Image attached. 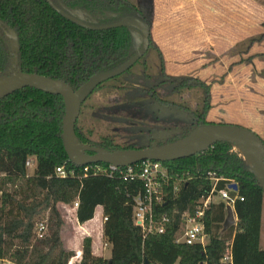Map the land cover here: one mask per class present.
Here are the masks:
<instances>
[{
    "label": "trees",
    "instance_id": "trees-1",
    "mask_svg": "<svg viewBox=\"0 0 264 264\" xmlns=\"http://www.w3.org/2000/svg\"><path fill=\"white\" fill-rule=\"evenodd\" d=\"M52 1L58 7L86 12L95 19V26L110 25L118 15L124 17L138 11L120 0ZM143 2L150 4L151 0ZM10 34L17 42V50L12 53ZM134 54L128 28L90 31L62 18L45 0H0V72L9 65L6 77L18 72L42 75L76 91L95 74L116 69ZM189 80L170 84L180 92L195 88L202 91L201 102L194 111V125L162 140H150L145 146L119 147L108 135H101L98 143L91 142L87 137L91 132L83 130L78 118L75 134L79 142L91 148L124 150L163 146L184 138L197 125L206 124L210 110L209 87L201 83L189 85ZM112 81L115 79L105 83ZM64 115L60 96L30 87L0 100V261L68 264L75 253L64 248V221L59 205L72 207L77 202L75 218L79 225L92 220L97 207L102 208L107 219L102 237L111 246V254L109 259L94 257L91 239L84 238L80 260L75 264H264V191L232 145L217 143L204 153L161 163L169 180L164 187V201L154 206V214L166 215L169 223L163 234L144 237L133 221V199L142 191V183L125 182L118 175L109 178L85 174L84 167L70 163L61 140ZM29 158L35 162L31 176L25 168ZM58 167H64L66 172L74 170V177H58ZM208 171L237 185L243 201L234 205L236 223L224 231V206L214 204L203 219L207 243H176L182 215L193 213L200 197L210 191L205 177ZM183 179L188 181L178 184L174 193L177 181ZM224 188L220 182L218 189ZM40 221L46 222L47 232L37 240L34 229ZM226 254L230 262H223Z\"/></svg>",
    "mask_w": 264,
    "mask_h": 264
},
{
    "label": "rangeland",
    "instance_id": "rangeland-1",
    "mask_svg": "<svg viewBox=\"0 0 264 264\" xmlns=\"http://www.w3.org/2000/svg\"><path fill=\"white\" fill-rule=\"evenodd\" d=\"M127 1L144 12L150 25L151 47L128 73L105 83L87 99L78 118L83 130L91 132L88 139L98 143L101 135H108L119 147H141L191 126L192 112L198 108L203 93L196 88L173 92L171 84L155 79L162 65L168 76H187L209 87L206 123L218 124L227 114L230 125L246 128L248 123L264 142V0H151L150 4ZM71 13L82 20L95 21L84 11ZM203 29L205 37L200 34ZM212 33L216 34L214 42L209 36ZM131 37L135 53L141 37L133 30ZM8 43L12 53L11 36ZM9 67L0 72V82L9 74ZM149 90H154L157 98L184 108L158 105L146 93ZM233 151L243 159L234 148ZM32 173L33 169L27 170L28 176ZM59 210L64 221L62 237L65 242L76 243V222L70 210L60 205ZM82 233L83 229L75 236ZM99 233L92 232L93 238L99 239ZM105 255H110V250Z\"/></svg>",
    "mask_w": 264,
    "mask_h": 264
},
{
    "label": "water",
    "instance_id": "water-1",
    "mask_svg": "<svg viewBox=\"0 0 264 264\" xmlns=\"http://www.w3.org/2000/svg\"><path fill=\"white\" fill-rule=\"evenodd\" d=\"M45 1L57 14L67 21L82 28H95L85 24L82 19L71 13V10L63 6H56L52 0ZM120 27H129L131 30L136 31L141 37V45L133 56L116 69L95 74L76 91L59 80L37 74L18 72L9 77L2 78L5 80V83L0 85V100L27 87L60 96L65 106L61 134L62 145L69 162L77 167L105 164L124 168L142 162L166 163L204 153L217 143H229L232 147L233 142L244 143L250 148L252 153L251 167L243 159L258 186L264 191V144L254 132L241 126L222 123L200 124L194 127L187 136L178 141L146 149L104 150L83 146L79 142L75 134V123L80 114L82 103L98 86L127 72L149 49L150 25L145 20H142L139 14L123 19L117 24L98 28L109 29ZM10 36L14 40V51H16V39L13 35L10 34ZM229 189L236 191L237 187L232 184L229 186ZM235 221L231 209L227 208L223 230L225 231L233 226ZM144 264L149 263L145 262Z\"/></svg>",
    "mask_w": 264,
    "mask_h": 264
},
{
    "label": "built area",
    "instance_id": "built-area-1",
    "mask_svg": "<svg viewBox=\"0 0 264 264\" xmlns=\"http://www.w3.org/2000/svg\"><path fill=\"white\" fill-rule=\"evenodd\" d=\"M35 162L33 158L27 159L25 168H33ZM84 173H90L93 176H107L112 178L114 175H118L123 181L131 182L138 180L142 183V191L134 197V212L133 221L135 226L139 227L144 237L149 235H161L165 232V225L169 223V218L166 215L156 217L154 214V206L160 205L164 201V187L167 185L169 177L167 169L158 162H142L136 165L120 168L107 165V167L101 166H86L84 167ZM55 174L58 177H74L75 171L70 170L66 172L64 167H58L55 170ZM86 176V175H85ZM206 179L210 183V191L206 196H201L196 204L193 213H184L182 215L181 227L176 243H183L186 245L200 244L204 246L207 241V235L204 232L203 219L205 212L209 210L211 205L221 203L224 206L225 216L226 209L230 208L235 220L234 205L236 202H242L243 198L238 195L237 190L233 191L229 189V186L234 184L233 181H227L221 177H218L215 172L208 171L205 174ZM188 179L177 181L176 186L173 188V192L178 191V184L187 182ZM220 182L225 184L224 189H218ZM237 187V185H236ZM77 202L73 204L72 209L76 210ZM107 219L102 218V223ZM236 223V221H235ZM47 232V225L45 221H40L36 224L34 229V235L37 240L44 237ZM81 253H77L74 258L70 260L68 264H75L79 262ZM223 262H230V256L226 254L223 258ZM4 264H12L5 261ZM205 264V263H203Z\"/></svg>",
    "mask_w": 264,
    "mask_h": 264
},
{
    "label": "crops",
    "instance_id": "crops-1",
    "mask_svg": "<svg viewBox=\"0 0 264 264\" xmlns=\"http://www.w3.org/2000/svg\"><path fill=\"white\" fill-rule=\"evenodd\" d=\"M200 34H201L202 37L203 36L205 37L207 35L206 30L203 29V31H201ZM209 36H210L211 42H214L215 39H216V34L212 33V34H209ZM161 52L164 53V50H161ZM186 74L187 73L185 72L182 75H186ZM221 113H223V112H221ZM208 115H209V113H208ZM208 115H207V117H208ZM226 115L225 116L223 115V117H221V119L219 120L218 123H223L224 122L225 124H231L230 122H232V121L230 119H228L229 117H228V115L227 116ZM209 121H212V120L209 119ZM213 122L217 123L215 121H212V123ZM256 123H257L256 127L260 129L259 122H256ZM245 125L248 127V128L247 127L246 128L249 129V130H250V127H252L248 123H246ZM253 126H255V125H253ZM250 131H252V130H250ZM30 169L34 170V167L33 168H29V170ZM60 206L70 210V215L74 218V221L76 222V225H78V227H76V225H74L75 226V228H74V232L75 233H74L73 238L76 241V243L73 242V241L65 242L64 238L62 237V232H61V237H62L64 248L66 250H68V251H73L74 253L76 252V254L79 253V252L81 253L83 239L86 238V237L89 238V236H90V238L92 239V241H91L92 255L94 257H99V258H103V259H109L110 255H105V252L107 250H110V254H111V246L107 242H105L103 237H102V226H103V223H102V218H103L102 208L101 207H97L96 210H95L93 219L88 221V222H86L83 225H79V224H77V221H76V218H75V210H73L72 207H66L64 205H60ZM82 229L85 232V233H82L84 235H81L79 237L75 236V234L76 233L79 234ZM98 230L100 232L99 233L100 234V238L99 239H95V238H93L92 232H96ZM98 244H99V246H98ZM4 262L5 261H0V264H4Z\"/></svg>",
    "mask_w": 264,
    "mask_h": 264
},
{
    "label": "flooded vegetation",
    "instance_id": "flooded-vegetation-1",
    "mask_svg": "<svg viewBox=\"0 0 264 264\" xmlns=\"http://www.w3.org/2000/svg\"><path fill=\"white\" fill-rule=\"evenodd\" d=\"M120 1H123V2H127L129 5H133L132 3H130V2H128L127 0H120ZM136 8V7H135ZM138 10V9H137ZM144 12H142V10L140 9V10H138V11H132V13L131 14H129V15H127V16H124V17H119V15H118V18H117V16H116V20L114 21V23H112V24H110V25H114V24H117V23H119V22H121L123 19H127V18H131V17H133V16H135V14H139L140 15V17H141V19L142 20H145L146 22H147V20H146V17H145V15L143 14ZM110 14H106V16H109ZM83 22L85 23V24H87V25H89V26H92V27H95L94 29H88V28H83V29H86V30H90V31H106V30H111V29H120V28H128L130 31H132L131 30V28H129V27H120V28H109V29H99L98 27H103V26H95V25H92V24H94L95 23V21L94 22H89V21H86V20H83ZM148 23V22H147ZM104 26H109V25H104ZM149 41H150V37H149ZM150 47H151V45H150V42H149V49H150ZM148 51V50H147ZM147 53V52H146ZM145 53V54H146ZM143 58V57H142ZM142 58L139 60V61H137L136 62V64L137 63H139L141 60H142ZM135 64V65H136ZM135 65H133L127 72H125L124 74H126V73H128ZM159 73H158V75H156L155 76V79H156V77L159 79V81H161L162 83H166V84H170V82H172V81H176V82H178V83H180L181 82V80H184V79H190V78H188L187 76H180V77H171V76H168L165 72H164V68H163V66L162 65H159ZM145 69H147V67L145 68ZM123 75V74H122ZM122 75H120V76H122ZM120 76H118V77H116V78H114L115 80L117 79V78H119ZM110 81V80H109ZM198 82H195V81H193L192 82V78L190 79V81H189V85H196ZM172 88H173V92H175V93H180V91H178L177 89L175 90V88L173 87V85H172ZM150 97H151V99L152 100H154L155 102H157V104L158 105H163V106H165V107H174V106H177V107H179V108H184L183 106H180V104H174V103H172V102H170L168 99H160V98H157L156 96H155V91L153 90H149V91H147L146 92ZM151 104H152V102H151ZM195 110H196V108H195ZM194 110V111H195ZM194 111L192 112V116H193V118H194ZM194 123H195V118H194ZM194 123L192 124V125H194ZM191 125V126H192ZM190 127V126H189Z\"/></svg>",
    "mask_w": 264,
    "mask_h": 264
},
{
    "label": "bare ground",
    "instance_id": "bare-ground-1",
    "mask_svg": "<svg viewBox=\"0 0 264 264\" xmlns=\"http://www.w3.org/2000/svg\"><path fill=\"white\" fill-rule=\"evenodd\" d=\"M5 83V80L0 82V85ZM233 147L236 151H238L240 153V155L247 161V163L250 165L251 167V163H252V153L250 148L241 142H233Z\"/></svg>",
    "mask_w": 264,
    "mask_h": 264
}]
</instances>
